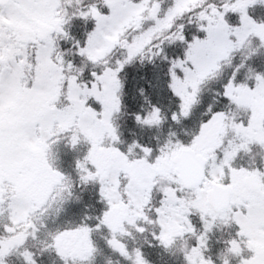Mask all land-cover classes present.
Segmentation results:
<instances>
[{"label":"snow or ice","instance_id":"1","mask_svg":"<svg viewBox=\"0 0 264 264\" xmlns=\"http://www.w3.org/2000/svg\"><path fill=\"white\" fill-rule=\"evenodd\" d=\"M264 264V0H0V264Z\"/></svg>","mask_w":264,"mask_h":264},{"label":"trees","instance_id":"2","mask_svg":"<svg viewBox=\"0 0 264 264\" xmlns=\"http://www.w3.org/2000/svg\"><path fill=\"white\" fill-rule=\"evenodd\" d=\"M168 259H169L170 264H175V258L169 257Z\"/></svg>","mask_w":264,"mask_h":264}]
</instances>
